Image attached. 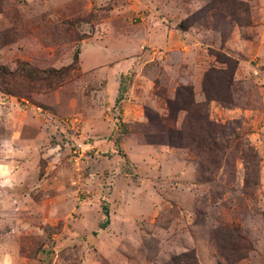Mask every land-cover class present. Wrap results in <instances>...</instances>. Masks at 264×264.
Here are the masks:
<instances>
[{"label":"rangeland","instance_id":"obj_1","mask_svg":"<svg viewBox=\"0 0 264 264\" xmlns=\"http://www.w3.org/2000/svg\"><path fill=\"white\" fill-rule=\"evenodd\" d=\"M23 61L62 75L0 76V260L264 264V0H0ZM178 86L189 145L148 141Z\"/></svg>","mask_w":264,"mask_h":264},{"label":"trees","instance_id":"obj_2","mask_svg":"<svg viewBox=\"0 0 264 264\" xmlns=\"http://www.w3.org/2000/svg\"><path fill=\"white\" fill-rule=\"evenodd\" d=\"M187 25V19L181 20L178 23V27L180 29H184ZM217 58V55H216ZM75 59V56L74 58ZM20 66L12 71H7L4 66L0 65V76L2 75H9L10 78L13 76H21L25 75L26 77H36L39 78L40 75L38 73H46L52 75L54 78L60 79L62 73L56 69L50 68V69H42L38 70L33 68L32 66H29L27 62L23 61L19 63ZM198 105H195L192 100V88L190 86H178L176 88V93L173 99L166 100V108L168 110V114L162 118V126L161 130L165 133L164 136H161L160 139H154V138H148L147 140L150 142H161L169 145H186L183 141V136L180 135V131L174 127V122L176 119V111L177 110H185L188 111L190 109L196 110ZM145 117L148 120H151L149 111H145ZM199 120L194 119L193 121V130L197 128ZM203 125L198 127L200 131H195L196 136L192 140L195 141L193 143V147L199 148L200 150H203L206 153H211L212 159H214L215 156H218L219 150H221V145L217 143L214 138H212V131L215 130L217 133L219 132V128L215 126L214 123L208 121L207 119L202 120ZM192 148V149H193ZM100 227L103 225L100 224Z\"/></svg>","mask_w":264,"mask_h":264},{"label":"clouds","instance_id":"obj_3","mask_svg":"<svg viewBox=\"0 0 264 264\" xmlns=\"http://www.w3.org/2000/svg\"><path fill=\"white\" fill-rule=\"evenodd\" d=\"M6 173H7L6 168H3L2 170H0V176L6 175ZM3 182L6 183L7 181H3ZM0 264H12L11 257L6 254L5 258L3 260H0Z\"/></svg>","mask_w":264,"mask_h":264}]
</instances>
